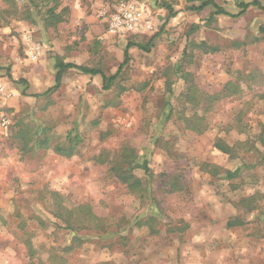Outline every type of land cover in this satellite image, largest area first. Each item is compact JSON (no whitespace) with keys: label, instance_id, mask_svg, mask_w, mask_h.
Returning a JSON list of instances; mask_svg holds the SVG:
<instances>
[{"label":"rangeland","instance_id":"1","mask_svg":"<svg viewBox=\"0 0 264 264\" xmlns=\"http://www.w3.org/2000/svg\"><path fill=\"white\" fill-rule=\"evenodd\" d=\"M33 1L0 0V264H264V12ZM121 2L138 33L100 16ZM126 49L110 89L68 70L43 95L57 63L110 77Z\"/></svg>","mask_w":264,"mask_h":264},{"label":"trees","instance_id":"2","mask_svg":"<svg viewBox=\"0 0 264 264\" xmlns=\"http://www.w3.org/2000/svg\"><path fill=\"white\" fill-rule=\"evenodd\" d=\"M32 2V4H34V1L33 0H29V2ZM206 6H212L214 8V13L212 16H227V17H231V18H238L240 16H242L250 7H255L261 11L264 12V6H262L260 4V2L256 1V0H253L251 2H244L243 0H238V3H237V8L240 10L239 13L237 14H229L227 11H225L223 8L217 6L213 1L211 0H206L205 2H203L202 6L199 7L198 9H202L203 7H206ZM162 7H164L167 11H170V8L163 4ZM197 9V10H198ZM54 9L50 10L49 13L51 14L50 18H52V21H54V18L55 20H58L59 19V16L57 17L55 14H54ZM45 22H51L50 20L48 21L47 18L45 20ZM259 32L260 33H263L264 34V26H261L259 28ZM131 45H128L127 46V49H129ZM140 48L145 51V52H148V48L146 47H141ZM125 51V54H124V62L121 64V66L118 68V71L110 76V77H106L104 76L99 70H95V69H91V68H87V67H81V66H77L75 64H72V63H68V64H64V63H57L56 65V69H57V73L55 75V85L50 88L49 90H47L46 93H44L43 95H47L49 94L50 92L54 91L55 89H57L60 85V79H61V76L62 74L65 72V71H68V70H76L78 72H80L81 74L83 75H89V76H97V75H100L101 78H102V82H103V90H108L110 89V87L112 86V84L115 82V80L118 78L119 76V73L122 69V67L127 63L128 61V53H127V50ZM39 95H34V97H38ZM215 148L217 150H219L221 153H224V154H227V155H230L232 156V151H231V148L229 146H226L222 141H218L216 144H215ZM234 157H236V154L234 152ZM142 169L144 170V174L147 175L149 172H148V167H147V163L144 161L142 163ZM240 173V170L239 169H236L234 172H227L228 174V178L232 179V178H236L238 177ZM118 180L120 182H122L123 184H126V186L128 187L129 190H133L137 184H139V179H134V177L132 175H127V176H124L123 174L117 176Z\"/></svg>","mask_w":264,"mask_h":264},{"label":"built area","instance_id":"3","mask_svg":"<svg viewBox=\"0 0 264 264\" xmlns=\"http://www.w3.org/2000/svg\"><path fill=\"white\" fill-rule=\"evenodd\" d=\"M100 16L103 18L107 16L109 32L119 36L138 33L145 24L142 9L134 3H118L109 15L107 11H103Z\"/></svg>","mask_w":264,"mask_h":264}]
</instances>
